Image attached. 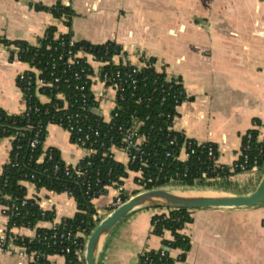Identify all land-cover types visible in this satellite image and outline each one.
I'll return each mask as SVG.
<instances>
[{"label": "crops", "instance_id": "obj_1", "mask_svg": "<svg viewBox=\"0 0 264 264\" xmlns=\"http://www.w3.org/2000/svg\"><path fill=\"white\" fill-rule=\"evenodd\" d=\"M60 1L74 11L72 37L93 44L107 41L122 47L130 62L143 65L140 56L152 59L157 72L181 82L186 100L176 107L173 129L198 142L214 143L217 161L232 167L239 158L243 135L254 131L264 136V0H0V39L25 40L36 44L48 26H56L55 36L69 28L49 12L35 10L32 4L51 6ZM26 62L10 59L9 48L0 44V108L21 113L25 108L17 76L29 69ZM94 90H102L95 84ZM113 94L99 103L107 121L114 107ZM48 98L40 96V101ZM43 148L58 149L66 164L78 163L84 151L73 143L60 125L46 127ZM11 141L0 138V175L8 161ZM116 160L126 163L123 152L114 150ZM263 168L216 179L212 191L243 194L257 185ZM137 172L123 181L127 196L143 190L135 182ZM26 197L54 212L52 221H39L38 227H52L75 214L73 197L37 188L23 182ZM116 190L92 200L97 217L109 211ZM157 207L139 208L120 221L104 238L99 264H138L146 249L162 247V237L151 233V218ZM192 221L180 233L190 244L183 260L173 264H264V203L238 209L199 208L190 210ZM99 218V219H100ZM8 217L0 204V235ZM14 234L33 236L34 229L16 227ZM171 239L169 231L163 234ZM182 250L171 249L176 258ZM50 264H65L59 254L49 256ZM30 257L18 249L0 252V264H28Z\"/></svg>", "mask_w": 264, "mask_h": 264}, {"label": "trees", "instance_id": "obj_2", "mask_svg": "<svg viewBox=\"0 0 264 264\" xmlns=\"http://www.w3.org/2000/svg\"><path fill=\"white\" fill-rule=\"evenodd\" d=\"M32 7L35 10L49 12L54 18L62 20L69 31L55 36L56 26L50 25L36 44L25 40L0 39V44L7 47L16 46L18 60L28 63L31 68L38 71L37 73L24 71L23 78L17 76L16 79L26 101V111L7 113L0 108V138L14 136L10 140L8 161L3 165L0 175V204L3 213L8 217L4 231L6 238L0 242L3 247L11 240L15 247L30 257L28 264H50L49 256L53 254L63 255L65 264H85L83 257L79 256L76 250L83 249L87 235L100 218L97 217L96 220L92 218L96 213L92 200L106 194L107 186L122 185L128 171L141 170L145 189L168 185L210 187L217 178L225 179L233 173H239L238 169L232 170L225 165L222 169L213 168L214 159L218 155L214 143L203 142L197 145L196 140L186 137L181 131L167 129L172 126L177 116L176 107L191 97L187 95L180 81L168 79L164 73L157 72L152 59L148 63L150 65L133 74L137 80L135 87L127 85L121 92V98L120 93L117 94L114 110L117 116L110 122H104L92 109L93 98L89 86L85 83L89 65L78 57H74L73 63H69L67 52L83 48L105 59L122 47L112 41L93 44L74 39L71 31L74 11L69 5L58 1L51 6L34 3ZM70 39L74 40L73 46H69ZM106 50L108 53L105 54ZM9 53L10 59H13V51L9 50ZM82 68L85 69L81 72ZM117 68L123 72L131 67L107 65L102 71L113 74ZM75 72L79 75L77 79L74 78ZM35 79L42 80L44 84L36 86ZM27 81H30V84ZM81 86L84 88L80 89ZM36 90L48 100L40 101ZM59 94L62 97H59ZM163 98L164 101L161 103ZM70 113L86 114L88 123L100 131L99 140L105 144L103 148L96 145L99 150L87 159L91 164L87 166L86 176L92 183L94 193L93 191L86 193V187L80 182L83 176H77L74 172L65 174L64 163L58 149L49 147L43 150L47 125L59 124L60 120H64ZM132 118L142 121L138 132L147 135L146 141L142 144L144 158L147 159L146 166H140L139 162L128 163L125 166L108 155L103 156V150L109 146V138L112 137V143L118 145ZM62 125L65 126L64 123ZM37 131L39 144L31 147V140ZM104 132L107 136L103 135ZM253 133L256 135L254 131ZM173 137L175 143L171 144L170 140ZM184 141L192 143L190 148L194 152L182 162L177 155ZM209 146L214 151L212 157L208 155ZM44 151L46 155L43 160L37 162ZM48 155H51L50 159ZM55 164H58L56 171L53 170ZM97 178L100 180L99 183H95ZM149 178L153 181H148ZM26 181L35 184L37 188L45 187L50 191L65 192L73 197L77 208L75 214L63 218L50 228L36 226L39 221H52L54 212L42 209L35 198L26 197L27 191L23 184ZM121 197L123 200L128 197L124 190ZM161 209H167L168 212L152 216L151 233L162 237V247L141 252L138 264H173L176 260L185 258L190 241L187 236L180 233V230L185 223L192 221L190 209ZM16 227L34 229L35 234L33 236L14 234L12 229ZM165 231L170 232L171 239L163 237ZM67 248L69 251H66ZM171 249H180L182 253L173 258L170 255Z\"/></svg>", "mask_w": 264, "mask_h": 264}, {"label": "built area", "instance_id": "obj_3", "mask_svg": "<svg viewBox=\"0 0 264 264\" xmlns=\"http://www.w3.org/2000/svg\"><path fill=\"white\" fill-rule=\"evenodd\" d=\"M73 43H74V40L70 39L69 46H73ZM8 48L9 50L13 51V59L18 60V57H17L18 48L13 45H11ZM106 53H108V50L105 51V54ZM67 54H68L69 63H73L74 57H78V58L83 59L85 64L89 65V69L87 68L88 73L86 74L85 83H87V85L89 86V91L91 93V97L93 98V108L92 109L93 111L94 109H96L97 115H99L103 119L104 122H110L112 121L113 117L117 116V112H114L115 107H116L117 94L120 93V98H121V92L124 91L127 85L130 87L131 86L135 87L137 80L133 77V74L139 69L145 67L146 65H150L148 64L150 61V58H147L144 55L140 56V61L143 62L142 66H139L135 63L133 64L132 62H130L129 57L126 55L123 49L112 52L111 55H109V57H106L105 59H103L102 56L98 57L95 53L86 51L83 48H79L75 52H72L69 50ZM107 65L109 66H129L131 68L123 72H121L120 69L117 68L115 69L113 74L112 73L109 74V72L107 71H102V68ZM84 69L85 68H82L81 72L84 71ZM27 71H34L35 73L38 72L36 69L31 68V67ZM23 75H24V72L20 73L18 76L19 78H23ZM74 78L76 79L79 78V75L77 72L74 73ZM29 79H31V77H29ZM168 79H171V78H168ZM27 83L30 84V81H27ZM97 83L100 84L102 88V90H100L99 92L93 89L94 85ZM35 84L36 86H40V85H43L44 83L40 79H35ZM83 88L84 86L80 87V89H83ZM107 91L113 94L112 99L114 102V107L111 111L110 118L106 121L103 118V115L100 114L99 103L103 99H105V97L107 98ZM36 95L40 99L41 95L37 92V90H36ZM59 97H62V95L59 94ZM163 101H164V98L161 99V103ZM66 106L67 105L65 104L64 107ZM26 110H27V107H26V101H25V108L22 112ZM88 121L89 119L84 113H81V114L70 113L65 117L64 120L61 119L60 123L58 124L61 127H63L62 125L63 123L65 124L63 128L69 133L71 141L84 151V155L81 157L78 163L71 165V164H66L63 162L64 163L63 168L65 171V174H68L69 172H74L77 176H83L80 182L83 186L86 187V193H90L91 191H93L92 183L90 182L89 178L86 176L87 166L91 164V161L87 159L97 153V151L99 150L97 146L99 148H103L105 146L104 142L99 140L100 131L94 128L93 126H91V124H89ZM141 124H142V121L132 118L130 125L126 128V130L122 134L118 145L112 143V137L109 138L108 141H110V143H109V146L107 145L106 149L103 150V156L108 155L109 157H112L114 160H116L114 157V150L118 149L124 153V155L127 158V162L122 163L116 160L117 162H120L125 166L128 163L139 162L140 166H146L147 159L144 158L142 144L146 141L147 135L138 132V128ZM28 127H32V125H28ZM150 128H152V126ZM167 129L168 130L173 129V123H172V126L167 127ZM106 134L107 133L104 132L103 135L107 136ZM8 138L12 140L14 136H9ZM196 142H197V145H201L203 143V142H198V141ZM170 143L171 144L175 143L174 137L171 138ZM38 144H39V131L36 132L34 138L31 140L30 145L31 147H35ZM191 146H192L191 142H186V141L183 142L179 150V153L177 155V158L180 161L184 162L188 158L189 154L194 152V150L190 148ZM187 148L189 150H186ZM213 152L214 151L212 147L209 146L208 148L209 157H212ZM45 155H46L45 151L42 152L40 157L37 159V162H41ZM48 158L50 159L51 155H48ZM83 163L84 165L82 166ZM222 167L223 165L218 163L217 158H215L214 163H213V168L222 169ZM261 168L264 169V136L260 139L257 137V135L253 133L252 130H250V131H247L243 135L240 156L233 163L231 169L232 170L238 169L239 172H248V171H256ZM57 169H58V164H55L53 167V170L56 171ZM129 172H133V171H128V173ZM134 172L139 173V175L135 179L136 184L140 186V188L145 189L143 188L144 182H143L141 170L134 171ZM203 176H205V173H203ZM99 181H100L99 178H97L95 180V183H99ZM148 181H153V180L149 178ZM111 186L114 187L116 190V196L109 206V208L112 209V208L117 207L124 201L121 197V192L124 189H123V184L117 185V186L116 185H111ZM109 187L110 186H107V189ZM92 193H94V191ZM162 212L167 213L168 210L162 209V211L159 213H162ZM97 214L95 213L92 215V218L94 220L97 219ZM5 238H6L5 233L1 234L0 242H3ZM74 243L76 244L75 241ZM14 248H17V247H15V245L12 243L11 240H9L6 247H3L0 244V252L10 251ZM66 251H69V248H67ZM76 253L79 256L83 257V249H77ZM18 254L23 255L25 254V252L21 249H18Z\"/></svg>", "mask_w": 264, "mask_h": 264}, {"label": "water", "instance_id": "obj_4", "mask_svg": "<svg viewBox=\"0 0 264 264\" xmlns=\"http://www.w3.org/2000/svg\"><path fill=\"white\" fill-rule=\"evenodd\" d=\"M96 112V109H94ZM196 190L193 195L181 191ZM203 193V194H202ZM264 203V170L255 188L243 194L212 191L207 187L162 186L143 189L127 197L120 205L110 209L87 235L83 247L85 264H99V251L106 235L131 212L145 207L161 208H250ZM169 250L168 247H165Z\"/></svg>", "mask_w": 264, "mask_h": 264}, {"label": "bare ground", "instance_id": "obj_5", "mask_svg": "<svg viewBox=\"0 0 264 264\" xmlns=\"http://www.w3.org/2000/svg\"><path fill=\"white\" fill-rule=\"evenodd\" d=\"M197 193L198 192L196 190L181 191V194H185V195H193V194H197Z\"/></svg>", "mask_w": 264, "mask_h": 264}, {"label": "rangeland", "instance_id": "obj_6", "mask_svg": "<svg viewBox=\"0 0 264 264\" xmlns=\"http://www.w3.org/2000/svg\"><path fill=\"white\" fill-rule=\"evenodd\" d=\"M108 211L104 212V214H106Z\"/></svg>", "mask_w": 264, "mask_h": 264}]
</instances>
